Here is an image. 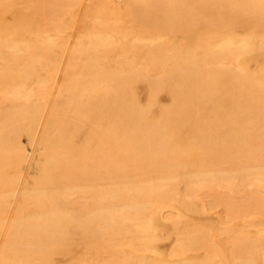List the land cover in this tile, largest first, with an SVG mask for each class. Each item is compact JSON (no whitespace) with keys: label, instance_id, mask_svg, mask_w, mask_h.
I'll use <instances>...</instances> for the list:
<instances>
[{"label":"bare ground","instance_id":"1","mask_svg":"<svg viewBox=\"0 0 264 264\" xmlns=\"http://www.w3.org/2000/svg\"><path fill=\"white\" fill-rule=\"evenodd\" d=\"M0 264H264V0H0Z\"/></svg>","mask_w":264,"mask_h":264},{"label":"rangeland","instance_id":"2","mask_svg":"<svg viewBox=\"0 0 264 264\" xmlns=\"http://www.w3.org/2000/svg\"><path fill=\"white\" fill-rule=\"evenodd\" d=\"M144 96V94L142 93V97ZM247 100V98H244L241 102H240V107H242V106H245V101ZM164 102V104H165V100L163 101ZM23 143L26 145L27 144V140H26V138H23ZM27 146V145H26ZM29 149L31 150V148L29 147ZM29 150V151H30ZM31 152V151H30ZM28 165H26L25 166V170H24V175L26 176L27 175V172H28ZM189 218L192 220V221H194V223H199V224H203V223H206L207 225H209V226H212V229L211 230H214V231H216L217 229H220L221 227H219L220 226V224H219V220H218V218L215 216V215H212V216H210V217H208V219H205L204 217H197V216H195V215H189ZM224 238V239H223ZM221 240L223 241V243H225L226 242V237L225 236H223V237H221ZM174 243V239H172V240H169V241H166V242H163L162 244H160L159 246H158V248L160 249H158V251H159V253H161L162 252V255L165 257H163L161 254V258L160 259H168V260H170L171 258H169V256H168V258H167V255H169L170 253L172 254L173 253V251L176 249H174V247H175V245L173 244ZM172 247V248H171ZM170 249H174L172 252H170ZM161 251V252H160ZM170 252V253H169ZM166 255V256H165ZM201 255V253L199 254H197L196 255V253H190L189 255H187L188 256V258H190V259H192V260H197V258L199 257ZM89 258V259H88ZM85 259H87V261L88 262H90L91 260H92V256H90V255H88V256H86L85 257ZM171 260H175L174 258L173 259H171Z\"/></svg>","mask_w":264,"mask_h":264}]
</instances>
